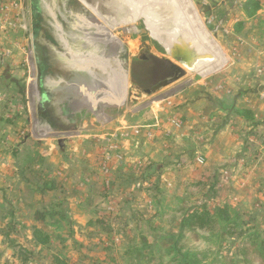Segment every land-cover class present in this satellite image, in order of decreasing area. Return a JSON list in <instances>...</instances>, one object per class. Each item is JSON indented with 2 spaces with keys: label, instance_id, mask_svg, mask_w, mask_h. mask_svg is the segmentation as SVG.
<instances>
[{
  "label": "rangeland",
  "instance_id": "374dc122",
  "mask_svg": "<svg viewBox=\"0 0 264 264\" xmlns=\"http://www.w3.org/2000/svg\"><path fill=\"white\" fill-rule=\"evenodd\" d=\"M43 1L34 0L37 17L33 22L34 49L36 48L33 57L37 62L36 73L39 75L38 81L32 82L33 101L31 114L28 115V124L33 128L36 125L35 119L41 114L35 103V93L40 91L45 98L46 112L43 115L49 118L51 126L58 134L67 132L64 137L53 136L54 134L46 137L44 138L46 142L57 144L58 139L61 138L65 141L77 140L83 132L85 136H98L90 137V139L96 140L101 152L102 146L107 147L108 139L112 138L118 149L109 153L110 173L113 172V166L121 164L126 157L121 149L118 131H114L115 128L123 126L139 128L151 125L156 118L159 120L163 118L168 119L173 127L184 130L186 122L172 116V110H167V108H175L173 103L175 98L184 96L190 91H193V96H200L202 93L199 87L211 84L212 90L217 94L232 95L235 91L240 94L238 97L241 100H245L244 98L252 90L248 87L247 81L252 80L254 71L255 79L264 78V64L256 63L252 70L246 60L240 64L242 67H239L237 55L246 59L247 53L245 50L233 48L234 39L224 38L221 33L217 34L215 27L209 24L206 18V10L203 9L201 0H191L197 8L206 32H202L196 26L199 35L209 47H212L215 40L223 56L227 58L224 64L207 73L204 71L209 69V66L201 68L202 70L194 66V63L201 60L205 54L198 49L197 43L191 41L190 33L186 30L189 25L195 26V24L190 19L185 0ZM141 7L145 10H140ZM29 9L31 11L30 5ZM148 13L155 15L156 18L149 20ZM72 14L74 19L90 31V39L94 45L87 46L74 39ZM125 17L130 22L126 25L119 23ZM154 25L160 27L156 28ZM257 45L258 42L255 46ZM70 49H79L85 56L90 57L108 54L118 58L122 66L117 67V62L112 61L114 68L109 73L108 70L104 73V70L94 65L83 67L87 69V73L93 74L85 81H79L77 86H71L75 83V79L77 81L80 71L77 65L65 60L70 57V51H68ZM161 57L179 65L182 74L177 80L165 83L168 85L163 86L156 94L145 95L142 91L152 80L155 66L153 61ZM34 61L33 67L36 66ZM237 67H239V75L225 77L222 83H217L216 77L225 74L232 76V73L238 70ZM234 77H243L245 81L242 82L240 78V83ZM182 83L184 88L171 94V90ZM226 91L230 93H225ZM263 91L260 89L259 94L256 95L254 106L261 107L264 104ZM235 99L234 95L231 98L226 97L223 108L230 109L232 103H236ZM208 108H204L203 112H206ZM220 108H222L221 104ZM63 109L68 112L67 120L58 116L59 111ZM78 109L80 110L77 111ZM166 111L169 112L166 113ZM199 111L201 112V109ZM225 113V116H228V113ZM97 115L107 119H99ZM196 116L194 122H199L201 125H208L211 122L221 124L222 121L227 120L225 117L222 119L214 114L210 116L204 113L200 117ZM261 122H264V115ZM86 125L87 130L84 129ZM95 127L100 128L99 132L93 130ZM35 129L37 127L34 126V131ZM21 132L25 133V136L20 134L21 138L31 137L29 129ZM104 133L111 135L103 138ZM115 135L116 138H114ZM238 135L244 140L239 167L236 169L228 167L229 170H224L227 175L219 177L218 180L201 181L209 188H212L211 185L215 181L216 184L212 190L207 191L206 196L200 199H196V196L191 197L187 206L201 203H206L212 208L219 204L222 207L230 206L228 214L231 220L227 222L219 219V225H216L211 232L181 231L182 215L174 213L182 208V200L188 193L200 195L199 191L189 190L187 185V191L185 190L187 194H185L181 185L173 186V183L169 182L171 187L167 185L168 187H161L162 190L150 193L149 198H152L155 204L147 207L145 206L147 196L134 191V182H123L118 186L117 192L109 193L111 186L108 187V178L105 177L101 166L98 168L100 170L97 180L84 182L82 178H78L76 183L73 181L72 191H79L78 187L83 189L79 193L70 194L74 196L73 201L77 200L73 204L72 211L66 207L57 209L52 206L49 208L51 210H47L52 215L43 221L37 219L36 214L45 213V210L31 208L17 211L6 202L2 203L0 264H55L56 257L66 261L67 264H264L252 253L257 246L251 243L255 241L258 245L264 238V177L245 179L243 191L249 189L252 192L249 194L244 192L241 195L242 199L235 201L233 205L227 203L233 191L231 189L243 180L239 178V175L243 177L245 171L248 174L252 171L263 174L264 145L261 147L259 142L264 139V136L255 131L254 134H250L249 130H242V128H239ZM247 138L250 142L246 141ZM251 140H256L258 143L254 145ZM101 156L103 160L102 153ZM133 156L138 157L135 154ZM236 157L237 155L234 159ZM74 159L75 157L72 161L73 165L76 164ZM236 160H233V166H236ZM122 169L129 174L130 171L127 170L129 167ZM81 170L78 171L79 175L82 173ZM109 179L111 182V178ZM221 194L223 196L228 194L229 199L218 203L217 198L219 199ZM24 195L32 197L33 193ZM2 198L0 194V202H3ZM131 202L142 206L139 212L146 218L140 216L139 220L134 219L132 208L128 206L132 204ZM15 212L14 217L17 218L14 219L12 214ZM65 212L73 217V223L67 221ZM34 215L39 222L38 225H35ZM242 220L249 224L242 226ZM32 226L40 227L49 234L50 242L47 245L37 244L31 240ZM251 226L254 227L250 229ZM240 230L243 233L237 235L233 233ZM181 235L183 237L179 247L163 239L173 237L176 242ZM249 240L251 244L246 246L245 243Z\"/></svg>",
  "mask_w": 264,
  "mask_h": 264
},
{
  "label": "crops",
  "instance_id": "0c3cea01",
  "mask_svg": "<svg viewBox=\"0 0 264 264\" xmlns=\"http://www.w3.org/2000/svg\"><path fill=\"white\" fill-rule=\"evenodd\" d=\"M185 3L192 22L206 33L194 3L191 0H185ZM201 3L203 9L206 10L209 24L215 27L214 30L217 31V34L221 33L224 38L234 39L233 48L245 50L247 53L246 59L237 55L239 65L247 60L253 70L254 64H264V0H201ZM29 5L34 22L37 17L34 0H27V6L29 7ZM33 30L35 32L34 25ZM256 42H258L257 46H255ZM0 45L13 51L5 64L0 65V194L3 197L0 207L3 206L2 203L6 202L13 210L17 211L31 208L47 211L51 210L49 208L52 206L57 209L66 207L72 211L73 204L77 200L73 201L74 196L70 194L72 192L79 193L83 189L78 187L79 191H72L73 181L76 183L78 178H82L84 182L98 179L97 174L100 170L98 168L101 167L102 156L99 144L95 142L96 140L90 139V137L98 136H85V133L82 132L77 140L65 141L61 138L58 139L57 144L46 142L47 140L44 138L37 139L32 136L28 137L29 139L21 138L22 130H31V125L28 124V115L31 114L34 79L26 71L24 52L13 42L6 41L3 36H0ZM21 46L29 49L25 42H22ZM211 48L217 56L218 63L204 71L205 73L218 68L227 61L215 40H213ZM239 67L232 73V76L231 74L230 76L219 75L215 80L219 84L225 77L231 78L235 74L239 75ZM252 75V80L247 81L249 82L248 87H251L252 90L244 98L245 100H241L238 97L240 94L233 90L232 95L217 94L212 90L211 84L199 87L202 93L200 96H193V91H190L184 96L175 98L173 103L176 109L167 108V110H172V116L186 122L184 130L173 127L168 119L164 120L163 118L161 120L156 118L151 125L139 128L124 126L115 128L114 131H118L121 149L126 157L121 164L113 166L109 193L117 192L118 186L123 182H134V191L142 196H147L145 206L149 207L155 204L154 200L149 198L150 193L159 191L161 187L178 184L183 187L182 191L186 194V186H189L190 183L218 180L219 177L227 175L224 170H229L228 167L233 169L239 167V158L242 157L241 147L244 144V140L238 135L239 128L253 130L264 136V130H262L264 122H261L264 115V104L261 107H256L253 103L260 89L264 90V78L255 79V71ZM240 78H242V82L245 81L243 77H234L236 81H239ZM228 92L230 93V91ZM233 95L236 98V103H232L230 109L223 108L225 98H231ZM220 104L222 108H220ZM204 108H208V110L203 112ZM241 108L251 111V116L246 117L238 114L237 111ZM225 112L228 113V116H225ZM257 112L258 115H256ZM204 113L210 116L214 114L222 119L225 117L227 120L222 121L221 124L211 122L208 125L194 122L196 115L200 117ZM86 128L87 125L84 126V129ZM93 130L99 132L100 128L95 127ZM84 132L86 131L84 130ZM105 134L107 133L103 134V138L111 135ZM99 136L102 137L100 134ZM253 140L251 143L255 145L257 141ZM246 141L250 142L248 138ZM262 141L259 142L261 147L264 145V139ZM36 154L37 156H35ZM133 154L138 157H134ZM236 155L238 160L234 159ZM69 156L71 157L69 158ZM72 156L75 157V165L72 163ZM200 158L203 160V164L199 163ZM233 160H236V166L232 165L234 164ZM35 164L38 165L35 166ZM124 167H129L127 169L130 171H128L129 174H126L127 172L122 169ZM79 170L82 172L80 175ZM261 176L264 177V172L261 174L252 171L248 174L245 171L243 177L239 175V178H243V180L236 183L237 186L231 189L233 191L230 190L231 197L227 203L233 205L235 201L242 199L241 195L244 192L248 194L252 192L249 189L243 191L245 179ZM169 182L173 184L169 185ZM215 184L216 181L211 185L212 189ZM28 193H33V196L24 195ZM224 196L221 194V197L217 198V202L229 199L228 194ZM131 203L128 206L132 208L133 212L134 210L139 211L142 207L139 204ZM217 207L222 206L219 204ZM65 213L67 221L73 223V217L68 212ZM14 216H16V212L12 214V217L17 218ZM33 219L35 225H38L39 222L35 215ZM35 228V226L31 228V240L34 241Z\"/></svg>",
  "mask_w": 264,
  "mask_h": 264
},
{
  "label": "built area",
  "instance_id": "2783aa9c",
  "mask_svg": "<svg viewBox=\"0 0 264 264\" xmlns=\"http://www.w3.org/2000/svg\"><path fill=\"white\" fill-rule=\"evenodd\" d=\"M34 30H33V19L32 14L27 6V0H0V36H3V38L6 41L13 42L17 47H19L24 53L25 56V64H26V71L29 75L33 77V79L36 81L38 78L37 71V62L34 61L33 53L35 52L34 49ZM22 42L29 43V49H26V47H22ZM13 54V51L9 48L4 47L3 45H0V65L5 64L7 59ZM34 61L35 67H33L32 63ZM33 70L35 72L33 73ZM262 71H260L261 73ZM35 74V75H33ZM37 94L38 91L35 93V100H36V106H37ZM37 129L34 131V126L30 130V136L35 137L37 139H42L46 137L53 136H60L64 137V135H67V132H61V133H41L39 130V123L38 118L35 119ZM22 136H25V133L21 132ZM116 138V135L115 137ZM118 149L117 144L114 142V139L109 138L107 141V147L104 145L102 146V155L103 160L101 161V166L103 171L105 172V177L108 178L107 185L108 187L111 186L110 179L111 178V165H110V157L109 153L113 150ZM106 156V157H105ZM110 159V160H109ZM200 164H203V160H199ZM110 189V188H109Z\"/></svg>",
  "mask_w": 264,
  "mask_h": 264
},
{
  "label": "trees",
  "instance_id": "16d2710c",
  "mask_svg": "<svg viewBox=\"0 0 264 264\" xmlns=\"http://www.w3.org/2000/svg\"><path fill=\"white\" fill-rule=\"evenodd\" d=\"M223 103H225V101H223ZM238 114H241L243 116H251V111L248 110H238L237 111ZM251 134H254L253 130H250ZM256 134V133H255ZM189 190H197L200 192V195L197 194H193V193H186L187 196L186 198H184L182 200V208L177 210L176 212H174L175 214H179L182 215L181 218V222H180V230L181 231H190V233L192 232H197V231H205V232H211L212 230L215 229V226L219 225V219H222L224 221H230L231 218L229 217V209L230 206L226 205L224 207H208L206 203H201L199 205H193L190 207H187L189 205V199H191V197L196 196V199H200L203 196H206V193L208 190H211L212 188H209L207 184L205 183H190L188 186ZM206 191V192H205ZM202 193V194H201ZM173 214V213H172ZM49 215H52L51 212L49 211H45V213L43 212H38L36 214L37 219L39 220H43L45 221ZM171 215V214H169ZM167 215V216H169ZM133 216L134 219L137 221L139 220L140 216L143 218H146L145 215L141 214L139 211L134 210L133 212ZM241 219V218H239ZM249 223L244 222L242 220L241 225L242 226H246ZM251 226L250 229H252ZM235 235L243 233L242 230H240V232L234 231L233 232ZM34 236H35V242L37 244H42V245H47L50 242V236L49 234L42 228H38L36 227L34 230ZM183 235H181L180 238H178V240L173 239V237H169V238H163L165 240V242H171L173 244V246H180V241L182 240ZM170 243V244H171ZM250 240L248 242L245 243V245H249ZM253 245L257 246L256 249L252 252L255 257L257 259H260L261 261H263L264 263V238L261 240V242L257 245V243H255V241L251 242ZM250 243V244H251ZM26 261V260H25ZM55 264H67L66 261L56 257Z\"/></svg>",
  "mask_w": 264,
  "mask_h": 264
},
{
  "label": "bare ground",
  "instance_id": "6f19581e",
  "mask_svg": "<svg viewBox=\"0 0 264 264\" xmlns=\"http://www.w3.org/2000/svg\"><path fill=\"white\" fill-rule=\"evenodd\" d=\"M43 1V0H42ZM45 2V0L43 1ZM133 4V3H132ZM181 5V4H180ZM175 8V7H174ZM48 9V8H47ZM140 10H145V8L141 7ZM59 11V10H58ZM184 13V12H183ZM116 14V13H115ZM114 14V15H115ZM149 15L147 16L148 19L150 20H154L156 17L155 15L148 13ZM62 15V14H61ZM113 15V16H114ZM63 16V15H62ZM181 16V15H180ZM73 17V28H74V39H76L77 41L89 46V45H94V43L91 41L90 39V31L85 28L79 21H77L76 19H74V15L72 14ZM115 17V16H114ZM161 18V17H160ZM176 18V17H175ZM67 20V19H66ZM117 20V19H116ZM68 21V20H67ZM72 22V21H71ZM118 22V21H117ZM130 22V20L126 19V17L123 19V21H120L119 23L121 24H128ZM156 22V21H155ZM178 22V21H177ZM152 23V22H151ZM58 24V23H57ZM72 26V24L70 25ZM186 26V25H185ZM154 27L158 28L160 26H155ZM72 28V29H73ZM131 28V27H130ZM199 29V28H198ZM198 29L196 28V26L194 25H189L186 30L190 33V37H191V41L193 43H197L199 45V50L204 52V56L201 60L197 61V68L198 69H203L206 68L207 66L212 67L213 65L218 63V59L217 56L214 54L213 50L211 47H209L208 45H206V43L204 42L203 39H201V36L199 35ZM61 37V36H60ZM72 37V36H71ZM61 39V38H60ZM66 42V41H65ZM64 42V43H65ZM192 43V44H193ZM67 45V43H66ZM65 45V46H66ZM191 45V44H190ZM67 47V46H66ZM54 49V47H53ZM49 51V50H48ZM70 51V57L65 58V60H67V62L69 61L70 63H72L73 65H77L79 67V71L80 73L78 74L79 76L77 81L75 79V83L71 84V86H77V83L79 81H85L87 79V77L91 76L93 73H87V69H84L83 67L87 68L89 66H95L98 67L102 70H104V73L107 71L108 73L111 71V69H113L114 67L112 66V61L117 62L118 66L117 67H121L122 64L121 62L118 60V58L110 56L108 54H104V55H97V56H85L83 53L80 52L79 49H70L68 50ZM100 52V51H99ZM98 52V53H99ZM101 53V52H100ZM59 54V53H58ZM56 55V54H55ZM62 55V54H61ZM63 56V55H62ZM64 60V59H63ZM64 60V61H65ZM93 68V67H92ZM97 68V69H98ZM201 69V70H202ZM89 70V69H88ZM76 76V75H75ZM107 77V76H104ZM180 78V76L178 77ZM177 78V79H178ZM61 79V78H60ZM51 80V79H50ZM101 80V79H100ZM61 81V80H60ZM103 81V80H102ZM64 85V84H63ZM168 84H165L164 86H166ZM62 87V86H61ZM184 88V83L179 84L178 86L174 87L171 90V94H174L178 91H180L181 89ZM60 113H58V116L60 115V117L65 118L66 120L68 119L67 117V111L66 110H60ZM98 116V115H97ZM99 117V116H98ZM99 119H103L106 120L107 117L101 116L99 117Z\"/></svg>",
  "mask_w": 264,
  "mask_h": 264
},
{
  "label": "water",
  "instance_id": "95a60500",
  "mask_svg": "<svg viewBox=\"0 0 264 264\" xmlns=\"http://www.w3.org/2000/svg\"><path fill=\"white\" fill-rule=\"evenodd\" d=\"M153 63L155 66L153 69L152 80L148 84V87L144 88L142 91L148 96L156 94L162 89L165 83L177 80V78L182 74L181 67L170 59L162 57L156 58ZM44 102L45 98L41 92L38 91L37 108L38 112L41 113L38 117L39 130L41 133H54L56 132V129L51 126L49 118L43 115V113L46 112Z\"/></svg>",
  "mask_w": 264,
  "mask_h": 264
},
{
  "label": "flooded vegetation",
  "instance_id": "af4514ba",
  "mask_svg": "<svg viewBox=\"0 0 264 264\" xmlns=\"http://www.w3.org/2000/svg\"><path fill=\"white\" fill-rule=\"evenodd\" d=\"M194 66H195V67L197 66V63H196V62L194 63Z\"/></svg>",
  "mask_w": 264,
  "mask_h": 264
}]
</instances>
